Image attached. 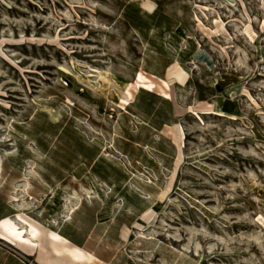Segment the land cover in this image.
Wrapping results in <instances>:
<instances>
[{"label":"rangeland","instance_id":"obj_1","mask_svg":"<svg viewBox=\"0 0 264 264\" xmlns=\"http://www.w3.org/2000/svg\"><path fill=\"white\" fill-rule=\"evenodd\" d=\"M153 1L0 0V264L54 256L15 213L81 204L66 231L101 257L68 264H264V0ZM97 69L134 97L102 102ZM82 162L115 211L92 238L99 197L58 185Z\"/></svg>","mask_w":264,"mask_h":264},{"label":"bare ground","instance_id":"obj_2","mask_svg":"<svg viewBox=\"0 0 264 264\" xmlns=\"http://www.w3.org/2000/svg\"><path fill=\"white\" fill-rule=\"evenodd\" d=\"M139 6L147 11L154 10L155 2L153 0H137ZM96 83L92 84V82L87 81L82 77V75H78V79L87 83L91 86L93 91L97 92L101 97V101L105 97L112 98V94L120 97L123 102L122 105H126L134 96L133 93L137 90L138 84L133 85V89L128 91L127 85L128 82L124 80H120L113 72L109 69H97L96 71ZM221 101L215 103H209L207 109H214L221 114L226 112L223 108H221ZM104 105V104H103ZM115 104H113L109 111L105 110V115L108 117H113L115 115ZM100 114H103L104 111L102 109L99 110ZM171 128V126H167L166 129ZM82 173L88 178L89 183H85L83 180L79 178ZM62 188L68 191V194L71 198L76 199L77 201H82L83 197L91 196L95 194L96 197L102 201L103 206H101L98 210L99 218L108 219L112 216V208H113V199L109 197L107 190L105 189L103 183L99 180L95 179L92 173L84 167V163L80 164L78 167L74 168V172L68 174L67 177L64 178L63 182L59 183ZM261 193V191H260ZM71 209V208H70ZM15 217L20 221H25L26 224L22 227L25 232H27L25 240L30 242L33 245L41 246V241L43 239V234L47 233L52 243H50L51 253L53 252L54 256L48 257L47 259L41 258L44 264H68V262L72 260L76 261H93L98 260V257L88 251L85 248L80 247L76 243L68 240L64 237L58 230H52L48 227L42 225L41 223L33 222L28 218H24L22 214L15 213ZM5 220L12 221L15 224L12 217L4 218ZM20 234H17L16 237L19 238ZM140 237L148 239L146 234H139ZM148 251V250H142Z\"/></svg>","mask_w":264,"mask_h":264},{"label":"trees","instance_id":"obj_3","mask_svg":"<svg viewBox=\"0 0 264 264\" xmlns=\"http://www.w3.org/2000/svg\"><path fill=\"white\" fill-rule=\"evenodd\" d=\"M140 95V94H139ZM137 96V98H136V100H138L139 98H140V96ZM83 206H84V204H83ZM89 206L91 207L92 206V203L89 205V204H87L86 203V205H85V207L86 208H89ZM81 207H82V204H81V206L79 207V209H81ZM78 210V209H77ZM96 210V209H95ZM94 210V211H95ZM93 211V212H94ZM74 213H76V212H74ZM73 213V214H74ZM95 213V212H94ZM72 214V216L69 218V220H66V221H64V222H61V226L62 227H53L49 222H43L46 226H48V227H50L51 229H53V230H58L63 236H65L68 240L70 239L71 241H73L74 243H76L77 245H79L80 247H82V248H85V249H88L89 251H91L94 255H96V256H100V255H97L95 252H93L87 245H86V243L85 242H83V241H79V240H77L76 238H74L73 236H72V234L69 232V231H66L67 229H68V227H66V226H69V224H73V223H75V220H74V215ZM92 220H93V218L92 219H86V226H84L83 228H82V230L84 229V231H86L85 233H87L88 232V230H89V227H90V229L92 228ZM98 228V227H97ZM96 228V229H97ZM96 229H94L93 230V232H92V234H91V237H89V238H92L93 237V234H94V231L96 230ZM101 257V256H100Z\"/></svg>","mask_w":264,"mask_h":264},{"label":"crops","instance_id":"obj_4","mask_svg":"<svg viewBox=\"0 0 264 264\" xmlns=\"http://www.w3.org/2000/svg\"><path fill=\"white\" fill-rule=\"evenodd\" d=\"M101 201V200H100ZM90 203H91V199H90V201H89ZM81 206V205H80ZM80 206H78L77 208H74L73 210H71V212H70V216H69V218L72 216V214L74 213V211H76L77 209H79V207ZM101 206H103V204H102V201H101V204L100 205H98L94 210V215H93V220H92V228H91V230H89L88 232H87V238H89V237H91V234H92V232H93V230L94 229H96L98 226H100V225H104V224H106V225H108L109 227H111V225L113 224V214H114V207L112 208V216H111V218H108V219H101V218H99V212H98V210H99V208L101 207ZM69 220V219H68ZM122 226L123 225H125L124 223H122L121 224ZM46 226V225H45ZM48 227V226H47ZM49 229H51L50 227H48ZM53 230V229H52ZM65 237V236H64ZM70 240V239H69ZM71 241V240H70ZM73 242V241H72ZM88 250V249H87ZM89 251V250H88ZM91 252V251H90ZM92 253V252H91ZM97 257H99L100 258V256H97Z\"/></svg>","mask_w":264,"mask_h":264}]
</instances>
